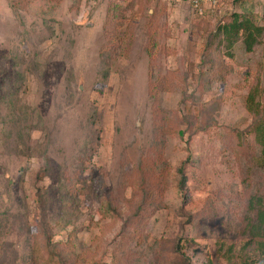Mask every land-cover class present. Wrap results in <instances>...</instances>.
<instances>
[{"label": "rangeland", "instance_id": "374dc122", "mask_svg": "<svg viewBox=\"0 0 264 264\" xmlns=\"http://www.w3.org/2000/svg\"><path fill=\"white\" fill-rule=\"evenodd\" d=\"M207 12L0 0V264H264L244 250L264 197L245 104L254 90L264 109V27L234 55L218 34L234 12L264 25V0Z\"/></svg>", "mask_w": 264, "mask_h": 264}, {"label": "trees", "instance_id": "16d2710c", "mask_svg": "<svg viewBox=\"0 0 264 264\" xmlns=\"http://www.w3.org/2000/svg\"><path fill=\"white\" fill-rule=\"evenodd\" d=\"M108 11V15L115 16L120 13L121 8L114 5ZM112 12V13H111ZM111 15H110V14ZM114 13V14H113ZM231 19L225 21L218 27V34L222 35L226 41V47L230 50L229 54L234 55L232 47L240 40L243 48L246 51L253 50L254 44L258 38L262 35L264 25L258 23L257 16L254 12L241 13L234 12L231 15ZM112 19V18H111ZM245 104L248 110L254 115V120L247 129L249 135L254 136V141L260 147L258 162L263 163L264 166V109H260L258 106L257 92L251 90L249 95L246 97ZM249 207L251 211L255 212V218L248 223L247 230L249 234V241L247 242L244 250L250 248L252 245L255 246L254 253L264 255V197L260 195H252L249 200ZM255 260H251L248 254L242 253L241 261L239 264H254Z\"/></svg>", "mask_w": 264, "mask_h": 264}, {"label": "built area", "instance_id": "2783aa9c", "mask_svg": "<svg viewBox=\"0 0 264 264\" xmlns=\"http://www.w3.org/2000/svg\"><path fill=\"white\" fill-rule=\"evenodd\" d=\"M177 2H189L193 11L198 15H205L207 11L214 7L218 0H174Z\"/></svg>", "mask_w": 264, "mask_h": 264}]
</instances>
